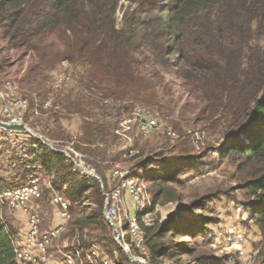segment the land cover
Wrapping results in <instances>:
<instances>
[{"label":"rangeland","instance_id":"rangeland-1","mask_svg":"<svg viewBox=\"0 0 264 264\" xmlns=\"http://www.w3.org/2000/svg\"><path fill=\"white\" fill-rule=\"evenodd\" d=\"M176 1L121 0L118 22L127 10L143 7L154 17ZM54 40L51 38L36 50L16 49L7 40L0 39V81L15 82L19 93L28 101L24 122L31 132L25 135L0 130V187L2 191L15 190L39 180L42 197L34 203L41 232L56 228L58 210L51 201L56 191L45 186L53 178L39 168L30 154L35 148L34 140L42 141L51 150H76L83 135L84 121L80 115L66 109L68 103L60 101L63 97L75 100L81 90V69L68 61H58L56 55L64 47L60 43L50 45ZM260 42L264 45V41ZM232 58L233 63L236 62ZM37 65L42 66V78ZM157 70L158 76L152 68L146 67L144 71L153 84V89L144 94L147 103L134 102L131 98L114 102L112 92L109 93L112 99L104 102L110 108L105 119L114 127L116 139L114 144L99 146L107 152L104 161L90 158L101 171L94 165L87 167L85 156L76 160L101 179L102 187L116 186L118 180L114 173L117 170L127 171L129 176L146 185L151 198L149 211L153 214V225L147 230V236L152 237L150 246L158 242L169 248H187V251H178L173 258L167 256L156 260L150 252L147 264H211L216 261L219 264H254L261 235L248 211L251 198L244 184L256 166L242 165L233 154L223 156L230 127L226 125L225 115L215 113L203 90L160 66ZM59 74L66 76L62 86L56 85ZM92 92L94 96L104 98L102 90ZM115 107L123 109L112 111ZM102 119L100 114L99 120ZM147 121L156 122V127L145 135L141 126ZM79 147L88 150L85 145ZM151 160L170 164L168 171L173 172V179L163 180L156 170L154 174L150 173V169H156L155 165L140 169ZM94 208L96 206L89 202L73 205L66 229L47 247L46 260L37 252L31 264H143L145 261L137 250L128 251L116 240L123 254L115 251L111 243V238L115 239L113 231L104 237L95 229L81 228L78 221ZM177 220H181L182 227L190 228L189 235L184 230L177 238H154L162 226ZM196 221L206 223V229L194 232L192 227ZM0 222L13 231L16 242L23 240L25 215L7 206L2 210ZM124 222L127 223L126 218ZM126 241L129 242L128 236Z\"/></svg>","mask_w":264,"mask_h":264},{"label":"trees","instance_id":"trees-1","mask_svg":"<svg viewBox=\"0 0 264 264\" xmlns=\"http://www.w3.org/2000/svg\"><path fill=\"white\" fill-rule=\"evenodd\" d=\"M120 1L0 0V39L16 49L40 50L41 44L53 38L57 43L50 45L60 43L64 47L56 55L58 61L81 69V90L75 100L63 97L60 101L68 103L70 113L83 118V135L75 147L85 156L87 167L94 165L99 172L90 158L104 161L107 152L99 146L114 144L116 139L114 127L105 119L110 108L104 102L112 99L109 93L114 95V102L131 98L147 103L144 94L153 84L145 68H152L158 76V66L203 90L215 113L225 115L230 127L223 156L233 154L242 165L256 166L244 187L251 198L248 211L261 235L254 264H264V45L260 42L264 41V0H177L154 17L143 7L127 10L119 23ZM36 69L42 78V66ZM96 89L103 91L104 98L94 96ZM100 114L104 120H99ZM34 142L30 154L53 178V189L70 201V208L86 202L96 206L78 221L81 228L95 229L104 237L110 234L104 192L111 188L83 174L64 154L53 152L40 140ZM166 163L151 160L140 169L155 165L150 173L156 170L163 180L170 181L173 172ZM205 224L196 221L192 229L205 230ZM181 225V220L166 223L154 238H177L184 230L191 232ZM146 239L150 246L152 237ZM14 241L13 231L0 222V264H17ZM111 243L123 254L113 237ZM149 251L156 260L173 258L187 248L155 242Z\"/></svg>","mask_w":264,"mask_h":264},{"label":"built area","instance_id":"built-area-1","mask_svg":"<svg viewBox=\"0 0 264 264\" xmlns=\"http://www.w3.org/2000/svg\"><path fill=\"white\" fill-rule=\"evenodd\" d=\"M57 86H62L66 81L64 74L57 76ZM29 108L28 101L22 97L15 82L0 81V120L6 124L24 125V116ZM156 127V122L147 121L141 126V132L148 135ZM28 129V128H27ZM0 130L6 133H19L8 131L2 127ZM52 151H58L52 148ZM75 167L84 173L83 165L77 162V158L84 155L74 149L61 151ZM56 153V152H55ZM82 168V169H81ZM86 175V174H85ZM115 178L118 180L116 186L109 192H104L105 209L104 214L112 228L115 240L122 248L131 251L137 250L142 260L146 263L149 259V248L146 244L147 230L153 225V214L149 211L151 198L146 185L138 178L129 176L127 171H116ZM47 189L53 190L52 182L45 184ZM42 188L39 180H33L29 185L15 190L3 191L0 194V217L2 210L10 208L26 216V228L23 240L13 242L17 264H31L36 259V253L40 258L44 256L50 242L57 238L66 229L70 215V201L58 192L52 195V205L57 208L58 220L56 228L50 232L40 231V218L35 210V201L41 199ZM127 219V223L124 222ZM129 237V242L126 237ZM108 264V262H106Z\"/></svg>","mask_w":264,"mask_h":264},{"label":"water","instance_id":"water-1","mask_svg":"<svg viewBox=\"0 0 264 264\" xmlns=\"http://www.w3.org/2000/svg\"><path fill=\"white\" fill-rule=\"evenodd\" d=\"M0 127L6 129L8 131L19 132V133H23L25 135H30L31 134L30 130L27 129L24 125L6 124V123L1 122V120H0ZM36 138L40 139L38 137H36ZM55 152L58 153V154H63L61 151H55ZM83 170H84L85 174L98 179L99 182L102 184L101 179L95 173H93L92 171H90V170H88L86 168H83Z\"/></svg>","mask_w":264,"mask_h":264}]
</instances>
